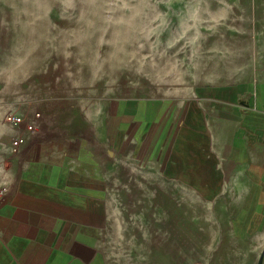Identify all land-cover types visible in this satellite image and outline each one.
<instances>
[{
  "label": "crops",
  "instance_id": "0c3cea01",
  "mask_svg": "<svg viewBox=\"0 0 264 264\" xmlns=\"http://www.w3.org/2000/svg\"><path fill=\"white\" fill-rule=\"evenodd\" d=\"M256 54L242 81L132 99L111 134L106 119L65 137L47 122L27 133L4 122L11 101L0 97V264H187L190 253L211 259L194 264H264ZM16 136L23 143L12 153Z\"/></svg>",
  "mask_w": 264,
  "mask_h": 264
},
{
  "label": "rangeland",
  "instance_id": "374dc122",
  "mask_svg": "<svg viewBox=\"0 0 264 264\" xmlns=\"http://www.w3.org/2000/svg\"><path fill=\"white\" fill-rule=\"evenodd\" d=\"M258 52L264 0H0V97L63 137L100 119L113 133L132 99L247 79ZM201 237L190 235L194 249Z\"/></svg>",
  "mask_w": 264,
  "mask_h": 264
},
{
  "label": "built area",
  "instance_id": "2783aa9c",
  "mask_svg": "<svg viewBox=\"0 0 264 264\" xmlns=\"http://www.w3.org/2000/svg\"><path fill=\"white\" fill-rule=\"evenodd\" d=\"M4 122L11 127L23 126L24 131L27 133H35L39 131L42 126V119L39 113H34L31 116L25 117L14 112H7L4 115ZM23 143L21 136H16L11 140L10 149L12 153H16ZM2 201V190H0V205Z\"/></svg>",
  "mask_w": 264,
  "mask_h": 264
}]
</instances>
